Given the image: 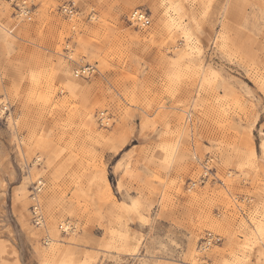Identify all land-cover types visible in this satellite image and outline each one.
<instances>
[{"label": "rangeland", "instance_id": "374dc122", "mask_svg": "<svg viewBox=\"0 0 264 264\" xmlns=\"http://www.w3.org/2000/svg\"><path fill=\"white\" fill-rule=\"evenodd\" d=\"M30 1L0 0V264H264V0Z\"/></svg>", "mask_w": 264, "mask_h": 264}, {"label": "built area", "instance_id": "2783aa9c", "mask_svg": "<svg viewBox=\"0 0 264 264\" xmlns=\"http://www.w3.org/2000/svg\"><path fill=\"white\" fill-rule=\"evenodd\" d=\"M14 7V16L17 18H26L30 15L32 11V7L34 6L32 1L30 0H9ZM73 6L69 5V7L61 6L60 11L64 13L65 15L70 14L73 11ZM129 22L131 25H134L136 27H146L149 25L150 20L149 16L146 12H143L141 10H136L133 13H131L129 17ZM97 72V69L93 65H85L83 67H80L79 69L75 70V76L76 77H91ZM203 164H207L209 166L208 161H205ZM204 175L202 176V183L209 180V177L211 174H213L212 169H209L206 165L203 167ZM197 182H194L193 185L195 186ZM37 225H39V220H36L35 222ZM221 238L218 236H207L205 240H203V243L207 244V247L212 245L213 243H219L221 242Z\"/></svg>", "mask_w": 264, "mask_h": 264}, {"label": "bare ground", "instance_id": "6f19581e", "mask_svg": "<svg viewBox=\"0 0 264 264\" xmlns=\"http://www.w3.org/2000/svg\"><path fill=\"white\" fill-rule=\"evenodd\" d=\"M62 6H65V7H69V4H64V5H62ZM32 12V11H31ZM31 14V13H30ZM74 14V12L72 11L70 14H68V15H66V16H68V17H70V16H72ZM16 17V16H15ZM17 18V17H16ZM27 18V17H26ZM18 19H25V18H18ZM88 65H90V64H88ZM85 66V65H84ZM83 67V66H82ZM90 77V76H89ZM107 113L106 112H102L100 115H99V117H98V120H99V122L103 125V126H105V127H107V126H109V123H108V120L110 121L111 119H110V117H106L105 115H106ZM207 166L209 169H210V167L207 165V164H203V166H202V168L204 167V166ZM203 175H204V171H203ZM193 185V184H192ZM194 186V185H193ZM41 190H42V187H40V186H37L35 189H34V191H33V195H35V198H32V199H34L35 201H36V204L35 205H33V211H32V213H33V220L36 222V220H39V225H38V227H41V226H43L44 225V222H45V220H44V216H43V214H42V210H41V207H40V203H39V200H38V194H39V192H41ZM71 225H68V224H62L61 225V228L63 229V231L64 230H66V233L65 234H69V233H73V231L74 230H72V232H70V228H72V227H70ZM203 240H205V238L203 239ZM213 244H215V243H213ZM212 244V245H213ZM212 245H210L209 247H207V244H205V243H203V241L201 242V246H200V248H199V250H201V251H204V249L205 250H208Z\"/></svg>", "mask_w": 264, "mask_h": 264}]
</instances>
